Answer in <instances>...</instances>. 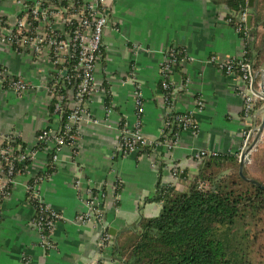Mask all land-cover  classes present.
Listing matches in <instances>:
<instances>
[{"label": "crops", "instance_id": "obj_1", "mask_svg": "<svg viewBox=\"0 0 264 264\" xmlns=\"http://www.w3.org/2000/svg\"><path fill=\"white\" fill-rule=\"evenodd\" d=\"M15 1L0 0V13L15 12ZM226 1L112 0L113 21L118 26L104 33L105 62L95 76L109 92L114 115L102 121L103 98L89 99L87 108L101 123L81 126L76 156L73 158L70 149H62L56 171L39 187L40 199L62 216L52 232V250L40 246L39 235L31 225L33 209L25 199V185L40 173L46 154L38 153L27 171L16 178L11 197L0 204V264H122L119 248L130 244L141 219L155 217L160 211V203L152 198L157 185H169V164L186 165L192 174L197 166L191 157L197 150L227 153L239 147L243 120L242 101L233 91L236 80L221 75L208 63L212 54L230 58L240 52L237 35L223 20L230 13ZM173 45L194 58L176 71L172 80L178 84L184 75L190 79L186 91L175 94L178 111L193 110L195 97L204 103L202 110L194 113L198 134L183 133L178 148L171 152L159 149L154 161L136 154L113 156L117 137L114 123L123 118L132 125L136 118L131 95L135 84L122 83L128 66L135 72L143 97L142 131L150 139L159 137L163 103L156 85L163 54ZM0 63L25 81H36L27 58L0 50ZM47 106L41 90L15 95L0 89V134L16 133L25 146L32 145L36 131L48 121ZM263 108L260 105L252 112L251 129ZM262 133L264 144V130ZM75 179L80 186L75 187ZM175 187L183 191L186 184ZM88 188L101 199L103 224L76 220L85 211ZM102 230L112 239L110 247L98 244Z\"/></svg>", "mask_w": 264, "mask_h": 264}, {"label": "built area", "instance_id": "obj_2", "mask_svg": "<svg viewBox=\"0 0 264 264\" xmlns=\"http://www.w3.org/2000/svg\"><path fill=\"white\" fill-rule=\"evenodd\" d=\"M111 2L112 0H17L15 12L0 13V50L27 58L29 66L36 72V81H25L21 75L0 63V89L15 95L41 90L48 106H52L51 121H47L39 130L32 145L23 148L17 143L18 140L21 141V137L16 133L0 134V204L11 197L16 178L27 171L26 168L35 161L38 153L46 154L40 171L41 177L35 178L32 186L25 185V199L36 214L33 215L31 225L39 235L40 246L48 250L54 247L51 244L52 232L62 216L40 199L39 187L56 171L62 149H70L73 158L76 156L77 144L81 139V126L101 123L89 112V99L103 98L105 120L102 121L107 122L109 117L114 115L113 106L108 103L109 92L104 83H99L95 76L100 64L105 62L104 33L115 31L118 26L113 21ZM248 15L249 10L246 7L233 28L241 46L238 55L221 58L212 54L208 58V63L221 75L232 76L236 80L233 91L242 101L243 121L240 145L234 152H229L235 153L238 158L248 146L253 131L250 126L251 114L255 101L261 99L259 84L256 88L253 84L256 77L253 63L245 56L243 37L238 36L245 28L242 24H246ZM226 16L223 20L229 25L231 19ZM193 60L191 55L176 45L168 47L163 54L159 66V81L163 89L160 91L163 128L156 139L146 137L142 131L143 97L136 82L135 72L128 66L129 72L124 75L122 83L123 86L135 84L131 95L136 118L132 125H128L123 118L114 123L117 137L114 141L113 156L126 157L136 154L139 158L154 161L159 149L171 152L178 148L183 133H191L194 136L198 134L200 128L194 113L202 110L204 103L200 97H195L192 102L193 110L178 111L174 103L175 94L185 92L190 79L184 75L178 84H174L172 80L176 72L175 67L183 70V67ZM63 114L66 116L61 123ZM38 145L42 146L37 147ZM218 153L220 152L199 149L191 157L192 164L197 166L206 155ZM184 170L188 172L186 165L177 162L169 164L170 186L177 184V174ZM117 181L119 182L117 179L115 183H118ZM74 185L80 186L78 179L74 180ZM204 186L206 187V184ZM86 193L85 211L79 213L76 220L79 223L103 224V211L99 205L101 199L92 188H88ZM98 235L100 246L106 248L112 245V239L105 230Z\"/></svg>", "mask_w": 264, "mask_h": 264}, {"label": "trees", "instance_id": "obj_3", "mask_svg": "<svg viewBox=\"0 0 264 264\" xmlns=\"http://www.w3.org/2000/svg\"><path fill=\"white\" fill-rule=\"evenodd\" d=\"M226 3L230 12L226 18L230 17L229 26L233 29L247 1ZM248 10L249 28L242 24L245 28L238 36L243 37L245 56L253 62L256 87L264 66V33L258 40L259 28L264 30V0H254ZM175 71H181L180 67H175ZM156 89L163 91L161 81ZM261 104L262 100L257 99L252 112ZM51 115L50 105L48 122ZM65 116L61 115V123ZM17 143L25 147L22 141ZM237 161L235 153L206 155L196 173L184 170L177 174V185L186 184L183 191L176 185H157L152 199L160 203V211L155 217L141 219L130 244L119 248L117 255L122 264H264V190L243 180L237 169L235 175L223 172L225 163L235 169ZM37 177H41L40 173L27 184L32 186Z\"/></svg>", "mask_w": 264, "mask_h": 264}, {"label": "rangeland", "instance_id": "obj_4", "mask_svg": "<svg viewBox=\"0 0 264 264\" xmlns=\"http://www.w3.org/2000/svg\"><path fill=\"white\" fill-rule=\"evenodd\" d=\"M263 33H264V30L262 28H259V30H258V40L260 39V37H261V35ZM262 58H263V61H264V48H263V51H262ZM253 60H254V57H253ZM263 74H264V66L261 67V69H260V74H259L260 78H259V82L257 83V85L260 83ZM261 100H262V104L261 105H264V100L263 99H261ZM262 113L263 114L259 118L256 119V122H255L254 126L251 129L253 131H252V135H251V137L249 139V143L247 144L248 146L250 145V143L252 142V139L255 136L256 129L258 128V126H259V124L261 122V119L264 117L263 116L264 115V108L262 109ZM263 130H264V128H263ZM263 130H262V132H263ZM262 132L260 134L259 139L257 140V142L255 143L254 147L251 149V151L249 153V156H248V160L249 161H246V163L244 165L243 175L245 177H247V178L256 180L257 182H260V183H262L264 185V144L262 142V135H263ZM256 149H257V151H256ZM252 153H253V156H252ZM237 164H238V161H237ZM236 169L238 171V167L237 168L235 167V169H234V167H232L228 163H225L224 166H223V172L225 174H227L228 176H230L232 172H234V175H235Z\"/></svg>", "mask_w": 264, "mask_h": 264}, {"label": "water", "instance_id": "obj_5", "mask_svg": "<svg viewBox=\"0 0 264 264\" xmlns=\"http://www.w3.org/2000/svg\"><path fill=\"white\" fill-rule=\"evenodd\" d=\"M253 3H254V0H247V7L252 8ZM250 21H251V15H248L246 18V26L248 28H249ZM259 95H260V98L264 100V80H262L259 83ZM263 128H264V117L261 119V122H260L258 128L256 129V133H255L254 138L252 139V142L250 143L249 146H247L244 149V151L240 154V156L238 158V174L246 182H249L252 185H255L256 187H259V188L264 190V187L259 182H257L256 180L247 178L243 175V168H244V165L248 159L249 153H250L251 149L254 147L257 140L259 139Z\"/></svg>", "mask_w": 264, "mask_h": 264}]
</instances>
